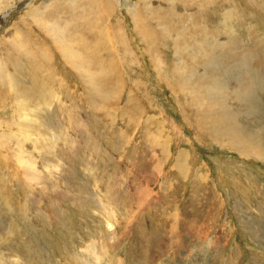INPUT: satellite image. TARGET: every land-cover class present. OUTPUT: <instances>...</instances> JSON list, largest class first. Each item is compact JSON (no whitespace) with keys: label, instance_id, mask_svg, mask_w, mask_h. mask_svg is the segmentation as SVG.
I'll return each mask as SVG.
<instances>
[{"label":"rangeland","instance_id":"1","mask_svg":"<svg viewBox=\"0 0 264 264\" xmlns=\"http://www.w3.org/2000/svg\"><path fill=\"white\" fill-rule=\"evenodd\" d=\"M14 1L0 6V264H264V3L176 0L211 2L204 31L202 14L129 0L150 51L136 11L100 8L125 0Z\"/></svg>","mask_w":264,"mask_h":264},{"label":"bare ground","instance_id":"2","mask_svg":"<svg viewBox=\"0 0 264 264\" xmlns=\"http://www.w3.org/2000/svg\"><path fill=\"white\" fill-rule=\"evenodd\" d=\"M106 1V0H105ZM157 1V0H156ZM167 2L166 3H164L165 1H163V0H160V3L163 5V4H169V6H175V10H178V11H180V6L181 7H183V9L185 10V12L184 13H188V12H190L195 6L194 5H190V4H188V5H186V4H181V3H179V2H177L176 0H166ZM213 1V0H212ZM228 1H231V3H233V4H230V7H231V9H233L234 11H236L237 12V10L235 9V6H234V2H233V0H219V6H220V10H222V8L224 7L223 5H222V3L223 4H227V2ZM244 1V0H243ZM248 1H250V5L249 6H247V8H246V13H245V15L246 14H251L250 12H253L254 13V11H253V9H254V1H256L257 3H258V5H262L263 3H264V1L263 0H261V1H259V0H248ZM67 2H71L72 4L74 3V0H67ZM75 2H76V0H75ZM142 2H143V8H144V11H145V13L146 12H153V7H155L154 6V1L153 0H142ZM229 4V3H228ZM251 4H252V6H251ZM106 5H107V2H106ZM141 5V4H140ZM140 5L137 3V8H135V3L133 2V1H129V0H125V1H123V3H121L119 6L121 7L120 9H116V8H107V7H105V6H102L101 5V9L102 10H104L106 13H107V16H108V21H110L111 22V16H113V15H118L119 14V12H120V15L122 16V17H125V14H126V12H128V13H134L135 11H136V15H134V20L136 21V25H135V32H136V35H137V37H142V39H143V41H145L146 42V45H145V48L146 47H148V49H150V51H152L153 50V48L156 46L155 45V43L157 44L158 43V40H157V37L155 36V34H154V32H153V30L152 29H150L149 27H148V25L147 24H145V23H143V19H142V14H141V12H139L138 10H141L140 9ZM264 5V4H263ZM0 6H1V8H6V9H4L2 12H4V14H7L9 11H10V9H13V6H14V8H16V4H15V1L14 0H0ZM18 7L20 6H22V3H19L18 5H17ZM89 6V5H88ZM115 6V5H114ZM118 6V7H119ZM227 6V5H226ZM110 7H112V6H110ZM161 7V6H160ZM218 7V6H217ZM248 7H250L251 9H249ZM264 7V6H263ZM40 8H42L41 6H40ZM71 8H73L72 7V5H71ZM95 8V7H94ZM162 8H164V7H162ZM167 8V7H166ZM226 8V7H225ZM19 9V8H18ZM161 9V8H160ZM94 10V9H93ZM163 10V9H162ZM166 10V9H165ZM211 10H214L213 11V13L215 14L216 13V10H215V8L212 6V4H211V2H209V1H207V3L206 4H204V6H201V9H199L197 12H194V13H188V14H184V13H181L180 14V12L178 13V15L180 16V17H182L183 15H186V16H189V18L190 17H192V19H196L197 18V16H201V14H202V17H203V19H202V21L204 22V28L202 29V30H207L206 29V26L208 27V23H210V21H211ZM233 10H229L226 14H227V17L228 18H233V16L231 15L232 13H233ZM240 9H238V11H239ZM88 11V10H87ZM263 11V10H262ZM168 12V11H167ZM170 12H171V10H170ZM211 12V13H210ZM219 12V11H218ZM240 12V11H239ZM245 12V11H244ZM87 13V12H86ZM238 13V12H237ZM261 13V12H260ZM260 13H258V14H260ZM167 14V13H166ZM171 14V13H170ZM233 14H235V13H233ZM242 14V13H241ZM176 15V14H175ZM217 15V14H216ZM221 15V14H220ZM231 15V16H230ZM236 15V14H235ZM262 15H264L263 14V12H262ZM177 16V15H176ZM219 16V15H218ZM82 17H88L89 18V16L87 15V14H83V16ZM132 17H133V15H132ZM201 17V18H202ZM242 17V16H241ZM258 17V16H257ZM94 18H96V16H94ZM116 18V17H115ZM115 18H113V19H115ZM172 18V17H171ZM237 19H240V18H238V17H236ZM91 19V18H90ZM176 19H178V18H176ZM220 19V18H219ZM247 19V18H246ZM256 19V18H255ZM166 20V19H165ZM190 20V19H189ZM241 20V19H240ZM92 21V20H91ZM174 21H176V20H174ZM159 22V21H158ZM169 22H170V20H169ZM189 23V22H188ZM262 23V22H261ZM86 24V23H85ZM180 24H182L180 27H181V29L183 28V27H185V26H183V24L184 23H180ZM199 24V23H198ZM240 24H243V21L241 20V23H239V25ZM264 24V23H263ZM51 25V24H50ZM86 25H88L89 26V24L87 23ZM158 25H159V23H158ZM163 25V24H162ZM65 26V25H64ZM107 26V25H106ZM156 27V26H155ZM172 27V26H171ZM234 27V26H233ZM76 28V27H75ZM198 28V27H197ZM81 29V28H80ZM158 29V28H157ZM164 32L166 33V35L167 36H164V38H169L170 40H171V38H174V40H175V37H173V35H174V33H173V35H172V33H171V30H170V28H165V26H164ZM175 29V28H174ZM184 29V28H183ZM112 30V27H111V23L109 24V26H107V28H106V31L107 32H110ZM50 31V33H52L53 35H56L57 33L55 32V30H49ZM176 31V30H175ZM179 31V30H178ZM178 31H177V35H178ZM183 31V30H182ZM185 31H186V29H185ZM203 31V32H204ZM184 32V31H183ZM125 33V32H124ZM206 33V32H205ZM123 34V33H122ZM203 34V33H202ZM207 34V33H206ZM115 35V34H114ZM156 35H159L158 33H156ZM108 36V35H107ZM112 36V35H111ZM123 36V35H122ZM160 36V35H159ZM175 36V35H174ZM185 36V35H184ZM206 37H207V35H205ZM204 37V36H203ZM210 37V36H209ZM117 39V41L119 40V38L117 37V36H113V38L112 37H110V39H109V41H112V42H114V40H116ZM129 40V39H128ZM167 40V39H166ZM166 40H165V42H166ZM178 40V39H177ZM179 40H182L183 41V39H179ZM133 41V40H132ZM185 41V40H184ZM183 41V42H184ZM116 42V41H115ZM126 42V41H125ZM145 42H144V44H145ZM160 43L161 42H164V40L163 39H160V41H159ZM168 42V41H167ZM217 42V41H216ZM216 42H214V43H216ZM218 42H219V40H218ZM136 42H134V44H135ZM177 43V42H176ZM119 44V43H118ZM170 44V43H169ZM181 44H182V42H181ZM184 44V43H183ZM203 44H205V43H203ZM217 44V43H216ZM219 44V43H218ZM132 45V44H131ZM136 45V44H135ZM160 45V44H159ZM171 45V44H170ZM128 46V45H127ZM179 46V45H178ZM187 46V45H186ZM129 47V46H128ZM162 47V46H161ZM183 47V46H182ZM132 48H133V46H132ZM186 48V47H185ZM184 48V49H185ZM189 48V47H188ZM207 48V47H206ZM217 48H218V46H217ZM127 49V48H126ZM129 49V48H128ZM191 49H194V48H191ZM190 49V50H191ZM201 49H205V46L203 47V48H201ZM201 49H200V51H201ZM213 49H216V45L213 47ZM212 49V50H213ZM63 51L65 50V49H62ZM129 50H131V49H129ZM186 50V49H185ZM188 50V49H187ZM127 51V50H126ZM132 52H134L133 50H131ZM154 51H156V53H158L157 52V50L155 49ZM199 51V52H200ZM140 52V51H139ZM147 52V51H146ZM206 52V51H205ZM204 52V53H205ZM215 52V51H214ZM177 53V52H176ZM201 53V52H200ZM223 53V52H222ZM154 54H155V52H154ZM133 55H134V53H133ZM139 55H141V54H139ZM182 55V54H181ZM136 56V55H135ZM140 58V56H137V59H139ZM143 57V56H142ZM141 57V58H142ZM103 58V57H102ZM130 58H131V56H130ZM155 58H157L156 56H155ZM214 58H215V55H214ZM159 59V58H158ZM212 59V58H211ZM218 59V58H217ZM217 59H215L216 60V62H214L215 63V65H216V67H218V65L219 64H222V61H219V60H217ZM157 60V59H156ZM201 60H203V58L201 59ZM159 61H161V59H159ZM200 61V60H199ZM74 63H68L69 65H71V66H74V67H77V68H79L80 69V71L82 72V74L84 73V74H86L87 76H85V78H90V76H88V73H90L89 72V69H88V67H89V63H88V61H84V62H82L81 60H76L75 59V61H73ZM130 62V61H129ZM157 62H158V60H157ZM164 63H165V61H164ZM182 63V62H181ZM140 64V63H139ZM162 64V63H161ZM133 65V64H132ZM159 66H161V65H159ZM204 66H207V65H204ZM247 66V65H246ZM131 67V66H130ZM129 67V68H130ZM157 67H158V64H157ZM209 67H210V65H209ZM208 67V68H209ZM112 68V67H111ZM160 68V67H159ZM167 68V67H166ZM205 68V67H204ZM247 68V67H246ZM1 69L2 70H5V66L4 65H2L1 66ZM174 69V68H173ZM207 69V68H206ZM205 69V70H206ZM211 69V68H210ZM216 70L218 69V68H215ZM165 71V70H164ZM214 71V70H213ZM192 72V71H191ZM212 72V71H211ZM245 72V71H244ZM213 73V72H212ZM172 75V74H171ZM248 76H249V73L247 74ZM36 76V75H35ZM245 76V75H244ZM243 76V77H244ZM218 77V76H217ZM221 77V76H220ZM243 77H241V78H239V79H243ZM246 77V76H245ZM248 78V77H247ZM216 79H218V78H216ZM253 82H255L254 80H255V78L253 79V78H250ZM94 80H95V77H93V78H91V79H88V81L90 82V83H94ZM98 80V79H97ZM245 81H246V79H245ZM43 82V81H42ZM218 82V81H217ZM216 82V83H217ZM46 83L47 82H45L44 83V86L49 90V92H51L50 93V96L51 97H55V91L53 90V88H55V87H53L52 89H51V84L49 85V86H47L46 85ZM219 83V82H218ZM224 83H225V81H224ZM216 85V84H215ZM51 86V87H50ZM216 86H218V85H216ZM50 87V88H49ZM251 87V86H250ZM56 90V89H55ZM249 90V89H248ZM247 90V91H248ZM217 91H218V88L217 87H214V91H213V93H212V95L214 96L215 94H217ZM56 96H58V95H56ZM51 97H50V99H51ZM252 97V96H251ZM250 99V98H249ZM252 100V99H251ZM204 121H205V119H204ZM155 135V134H154ZM258 142V141H257ZM259 143H261V142H259ZM248 152V151H247ZM22 157V156H21ZM178 158H181L180 156L178 157ZM181 161V160H180ZM181 163V162H180ZM182 164V163H181ZM184 164H186L185 162H184ZM184 164L183 165H181L182 167H184ZM107 224H108V227L109 228H111L112 226H113V223H112V220H109L108 222H107Z\"/></svg>","mask_w":264,"mask_h":264}]
</instances>
